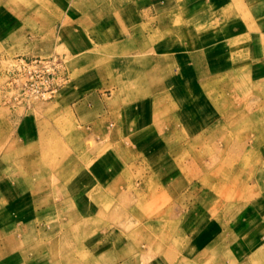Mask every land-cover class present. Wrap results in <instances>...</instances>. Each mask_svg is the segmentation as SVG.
Wrapping results in <instances>:
<instances>
[{"label":"crops","instance_id":"0c3cea01","mask_svg":"<svg viewBox=\"0 0 264 264\" xmlns=\"http://www.w3.org/2000/svg\"><path fill=\"white\" fill-rule=\"evenodd\" d=\"M0 40L8 43L7 57L40 58L65 50L75 64L96 67L65 91L64 103L49 106L56 108L55 119L0 109V264H58L70 239L87 233L111 210L138 208L143 189L125 190L143 177V158L133 145H153L151 130L158 128L164 131L163 144H170L166 131L176 129L168 120L170 98L208 94L217 107L220 102L231 108L225 121L229 129L244 127L251 113L264 115L263 99L244 110L240 120L234 112L238 82L264 85V0H0ZM257 92L264 97V89ZM197 101L194 111L202 107ZM157 111L166 114L161 121H156ZM218 123L211 120L203 128L225 125ZM56 146L67 149L61 157H50ZM146 160L157 191L178 194L172 198L179 203L174 208L183 209L182 169L168 153L146 155ZM262 161L252 187L259 196L248 201L258 215L250 212L220 232L210 222L207 234L201 232L209 219L186 223L180 217L168 239L184 243L189 258H213L210 264L222 250L234 260L235 244H228L238 241L236 256L244 259L248 253L257 263L264 256ZM152 203L147 201L146 208ZM149 225L146 239L154 241ZM114 235L122 241L121 233ZM138 235L136 226L125 239Z\"/></svg>","mask_w":264,"mask_h":264},{"label":"rangeland","instance_id":"374dc122","mask_svg":"<svg viewBox=\"0 0 264 264\" xmlns=\"http://www.w3.org/2000/svg\"><path fill=\"white\" fill-rule=\"evenodd\" d=\"M7 44L0 40V109H8L10 112L21 110L24 115H32L42 121L55 119L53 116L57 113V111L55 112L56 108L50 110L49 106L55 102L59 106L61 100L64 103L63 94L69 87L78 84L79 79L81 80L88 74L95 73L96 67H88L81 63L75 64V60L65 50H59L57 55L40 58H14L5 56L4 50ZM33 59H43L54 64L52 67L54 71H51L54 74L50 75L49 83L52 84V87L56 86L57 92L52 97L29 96L17 99V91L21 89V87L18 88V83H13L17 67L21 60L29 62ZM23 72L28 73V70ZM46 78H48V74H46ZM37 81L41 84L39 79ZM37 81L35 78V86H38ZM222 84L225 87V83ZM259 87L260 85L257 83L238 82L236 89L239 90L240 96L235 98L238 104L234 105L236 120L242 118L244 110L256 105L255 100H264V97H258L257 92L258 89H264V85ZM247 89H249V93H246ZM202 96L204 97L201 99L190 97L186 100L170 98L168 120L170 126L176 127V129L166 131L169 133V145L163 144L161 137L164 131L159 128L151 130L155 137L153 145L143 148L142 145L134 143V152L140 153V157L143 158L141 172H139L143 177L139 176L131 181L125 190L130 193L138 188L145 189L146 192L142 190V193H139L138 208L130 211L124 210V208L121 211L119 209L111 210L107 217L100 219L101 221L98 220L99 224L97 221L89 226L87 233L81 232L77 238L70 239L69 250L63 251V257H59L58 264H210L213 262V258L202 257L201 260L189 258L185 255L184 243L168 239V237L173 238L177 232L175 222L182 217L184 222L189 223L194 218L201 216L202 220L209 219L201 232L207 234L211 229V225H208L210 222L218 226L216 229L220 232L226 223H241L242 219H245L250 212L258 215V211H251L253 206L249 205L248 201L259 196L257 193H253L252 187L256 183L258 169L263 166L264 129L259 127L264 125V115L257 117L251 113L245 117V121L250 123L249 125L245 123L244 127L229 129L226 127L225 121L227 111L231 108L222 107L220 102L217 107L213 98L208 97V94L207 97L203 94ZM196 100H202V107L194 111L193 102ZM221 100L224 101V98ZM165 115L162 116L157 111L156 121H161ZM211 120L219 121L218 124L225 125L220 128H203ZM1 148L2 146H0ZM55 148L50 157H61L62 150L67 149L66 146H56ZM94 148L95 146L90 145L89 152H92ZM164 153L170 155L173 165L180 167L183 171L182 175L186 176L181 183V185H185L184 189L181 188L185 194H180V202L185 204L183 209L174 208L179 204L173 201V199H178V194H172L169 197L162 194L157 191L158 186L154 180H151L146 165V155L156 158ZM192 186L197 189L196 193L193 192L195 190L192 189ZM244 187H248V189L244 190ZM198 191L199 194H197ZM147 201L155 202V204H151L154 207L146 208ZM157 202L160 205L158 207L156 206ZM167 204L169 205L168 209L160 208ZM258 219L260 220V218ZM103 223L106 224L105 227H103ZM148 223H151L149 227L154 228V238H156L154 241L146 239L145 229ZM243 224L244 226L240 224V226L233 227L238 226L239 230L247 223ZM136 226L139 228L136 240H126L125 235ZM213 232H216L215 228ZM114 233L122 234L121 242L114 240ZM75 234L77 235V231ZM164 237L166 240H162ZM236 243L238 241L228 244L231 247L235 244L234 260H228L225 250H222L219 255L223 256L217 257L218 261L215 264H264V256L257 263L251 262L248 253L244 259L236 256L239 253V244Z\"/></svg>","mask_w":264,"mask_h":264},{"label":"built area","instance_id":"2783aa9c","mask_svg":"<svg viewBox=\"0 0 264 264\" xmlns=\"http://www.w3.org/2000/svg\"><path fill=\"white\" fill-rule=\"evenodd\" d=\"M20 62L17 67V74L13 79V83H18V88L21 87L17 91V99L29 96L37 98L52 97L57 92L56 86L52 87V84L49 83L50 75L54 74L52 73L54 71L52 68L54 66L53 63L43 59H33L29 62L21 60ZM26 70H28V73L23 72ZM46 74H48V78H46ZM35 78L36 81L37 79L41 81V84L37 81L38 86H35Z\"/></svg>","mask_w":264,"mask_h":264},{"label":"bare ground","instance_id":"6f19581e","mask_svg":"<svg viewBox=\"0 0 264 264\" xmlns=\"http://www.w3.org/2000/svg\"><path fill=\"white\" fill-rule=\"evenodd\" d=\"M173 110V109H172ZM173 112V111H172ZM202 134V133H201ZM199 143V142H198Z\"/></svg>","mask_w":264,"mask_h":264}]
</instances>
